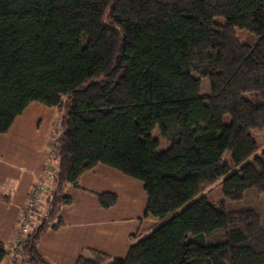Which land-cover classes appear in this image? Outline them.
I'll list each match as a JSON object with an SVG mask.
<instances>
[{"label":"trees","instance_id":"obj_1","mask_svg":"<svg viewBox=\"0 0 264 264\" xmlns=\"http://www.w3.org/2000/svg\"><path fill=\"white\" fill-rule=\"evenodd\" d=\"M31 103L60 114L54 173L44 217L0 262L48 264L37 243L62 226L64 187L101 164L143 184L158 223L124 259L75 264H264L262 217L200 196L220 179L230 202L264 195V0H0V134Z\"/></svg>","mask_w":264,"mask_h":264},{"label":"crops","instance_id":"obj_2","mask_svg":"<svg viewBox=\"0 0 264 264\" xmlns=\"http://www.w3.org/2000/svg\"><path fill=\"white\" fill-rule=\"evenodd\" d=\"M59 118L55 108L31 103L0 134V243L4 246L15 237L20 212L43 172L53 123ZM103 193L115 195L116 203L100 206L97 195ZM62 194L70 199L59 210L62 226L46 229L37 243L48 264H75L87 251L124 259L130 246L158 223L146 216L143 184L101 164L83 173L77 186H65ZM0 264L13 263L5 257Z\"/></svg>","mask_w":264,"mask_h":264},{"label":"rangeland","instance_id":"obj_3","mask_svg":"<svg viewBox=\"0 0 264 264\" xmlns=\"http://www.w3.org/2000/svg\"><path fill=\"white\" fill-rule=\"evenodd\" d=\"M200 89H201L200 90L201 96H209L210 88H209L208 80L206 78L202 79ZM225 123H228L227 117L225 118ZM54 124H56V121L53 123V125ZM252 135L254 136L255 141L260 146L258 153H256L254 156L260 155L262 153V151L264 150V130L254 131L252 133ZM56 136H57V134L54 131V127H53V129L51 131V140H54V138L56 139L57 138ZM152 137L159 141V144H160V146L158 148L159 152H162L163 150H165L168 147L169 143L164 141L163 139H161L159 132H158V129H155L152 132ZM49 156H50V153H49ZM254 156H252V158ZM225 160H227V161L231 160V153L230 152L226 153L225 159L223 161L225 162ZM234 169H236V168H234ZM221 181H222V179H220V180L216 181L214 184L206 187L204 189V191L200 194V196L204 195L206 200L209 203H214L216 205H222L226 209H240V208L253 209L262 217V219L264 221V195H255V193L249 192L244 196V199H242L240 202L233 203V202L228 201L224 197V195L222 193ZM44 206H42V207H44Z\"/></svg>","mask_w":264,"mask_h":264},{"label":"built area","instance_id":"obj_4","mask_svg":"<svg viewBox=\"0 0 264 264\" xmlns=\"http://www.w3.org/2000/svg\"><path fill=\"white\" fill-rule=\"evenodd\" d=\"M56 161V154L54 150H51L50 156L45 162L44 171L42 174V181L33 189L32 194L29 195L28 201L26 203V208L22 210L19 220L18 229L20 234H16L13 238L11 244L13 246L19 244L22 241V235L27 233L33 222L38 218H43L44 214L39 212L38 206L42 200L45 193L44 182L45 180H51L54 173Z\"/></svg>","mask_w":264,"mask_h":264}]
</instances>
